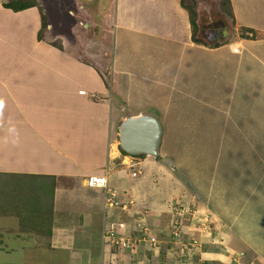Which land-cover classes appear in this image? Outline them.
Wrapping results in <instances>:
<instances>
[{"label": "crops", "instance_id": "crops-1", "mask_svg": "<svg viewBox=\"0 0 264 264\" xmlns=\"http://www.w3.org/2000/svg\"><path fill=\"white\" fill-rule=\"evenodd\" d=\"M228 1L230 20L215 16L202 23L198 13L203 39L220 42L211 47L192 41L188 12L180 0H113L111 54L105 60L109 66L100 74V67L78 62L61 46L43 40L36 46L49 45L45 51L41 50L46 46L39 47L43 57L34 61L25 57L30 43L21 36L31 31L32 23L20 21L18 14L33 8L14 12L0 0V220L14 217L8 223L14 226L2 230L31 248L30 257L46 250L49 256L62 252L67 257L63 264H158L153 257L159 255L158 245L150 253L147 242L119 248L106 237L137 233L138 218L149 227L156 224L162 211L157 187L161 180L155 173L160 172L162 182L174 180L179 185L181 180L170 174L174 165L164 162L160 152L157 158L121 153L115 136L125 115L184 113L185 107L199 101L193 89L202 87L208 90L203 99L213 101L210 111L223 128L214 126V143L254 145L256 137L264 142V39L241 35L243 28L264 31V10L254 8L259 1ZM92 22L98 32L84 27L95 32L97 41L104 27L101 20ZM205 26L213 34L206 33ZM246 35L250 33L243 32ZM182 103L185 107H178ZM156 117L163 137L162 116ZM237 118L242 119L240 127L245 124L244 132L233 129ZM224 119L228 126L221 124ZM160 164H166L169 173ZM101 174L116 193L118 205L104 207L103 191L86 186V177ZM21 181L33 187L20 192ZM38 184L45 193L52 189L50 210L33 200L31 192L38 190ZM196 197L190 201L202 212L201 190ZM171 212L158 225L161 232L154 230L165 243L170 239ZM177 217L181 221L180 213Z\"/></svg>", "mask_w": 264, "mask_h": 264}, {"label": "rangeland", "instance_id": "rangeland-1", "mask_svg": "<svg viewBox=\"0 0 264 264\" xmlns=\"http://www.w3.org/2000/svg\"><path fill=\"white\" fill-rule=\"evenodd\" d=\"M34 1L36 6L32 7L33 9L29 13L18 14L20 21L27 19L32 23L31 31L28 32L27 30L24 36H21V40L27 41L28 39V43H30L24 49L25 57L34 61L43 57L39 52L41 47L46 46L41 50L45 51L49 45L61 46L67 56L76 58L78 62L100 67V69L98 68L100 74L108 68L109 62L105 60H107V54H111L112 32L109 24L112 22L114 13L113 0ZM222 1L195 0L194 4V0H185V4L187 7H195L197 13L201 11L202 23H204V19L214 20L215 16H220L227 21L230 18L226 11L225 14L223 13L225 7L223 8ZM256 1L260 3L254 8L264 10V2L261 0H252L251 3ZM248 6L250 10H254L251 4ZM103 14H108V16L103 17ZM40 15H43L46 24L40 36L41 39H38L36 31L40 28ZM93 18L96 23L101 20V26L104 27L99 35L100 39L98 38L97 41H94L95 32L84 27V25H88L89 28L92 27L93 29ZM106 19H108V26L105 25ZM199 19L198 16L196 19L198 23L200 22ZM216 22H218L217 19ZM94 28L98 32V26L96 25ZM205 30L206 33L213 34L210 31L211 27L205 26ZM21 40L22 47L24 44ZM42 40L49 45H41L40 48H36L39 45L37 42H42ZM101 54H104V57L102 61H98L97 59ZM180 81L182 82L180 84H184V89H187L185 80L181 79ZM196 84L198 86V82ZM193 90H197L199 95L195 97L199 101L188 107H185L184 103L178 105V107L182 105L185 107L184 113L175 112V116H172V112L167 111H164V115L156 113L158 118L162 116L161 121L165 126L159 152L162 158L168 159L174 165V172L171 171L170 174L174 173L177 178L180 176L181 180L178 178L180 180L179 185L174 180L168 183L162 182L160 172L155 173V179L161 180V185L159 184L157 187L159 190L158 202L162 212L160 211V215L157 216L155 227L144 225L140 219V227L145 226L147 228L141 242L144 241L150 245V248H146V250L150 249V253H153V249L158 245L155 249H159H157L159 255L153 256L158 264H225L226 261L227 263L230 261L229 264H264V159L261 158L264 154V142L256 137L257 143L254 145L214 143V140L217 139L214 137V126L218 123L215 122L213 110L210 111L213 101L209 103L211 99H203L208 94L206 88L201 87ZM172 98L176 99V96H172ZM177 104L174 103V107ZM113 108L115 109V107ZM228 112L224 113L226 118H228ZM226 121L224 119L221 124L228 126L229 123ZM235 122L237 124H234L233 129L239 133L244 132L245 124L243 123L241 127L239 125L242 119L237 118ZM236 125L238 126L236 127ZM224 128L228 129L227 127ZM210 129L212 132L209 133L208 130ZM204 136L208 141L204 140ZM115 138L117 140V135ZM160 166L166 173L171 170L166 164H160ZM176 177L175 179H177ZM24 183L21 181L17 185L20 186V192H23V188L29 190L33 187V184L29 182ZM181 183L184 185L182 189L180 188ZM42 187L38 184V190L31 192V195L35 194L33 200L39 202L41 207L46 204V209L50 210L54 200L52 194L50 195L52 189L45 193L46 190ZM186 187L188 188L186 189ZM179 188L181 191L177 192ZM200 190L202 192V212L198 211L193 201H190L196 197V193ZM3 192L1 194L5 200V193L3 195ZM56 193L59 194L58 191ZM21 198H25V195ZM196 198L198 199V197ZM169 210L172 211L171 222L167 225L170 239H168V243H165L154 230L158 229V232H161L158 225H162V218ZM174 210L179 211L181 218V221L178 220L180 226H177L178 237L173 241L177 245L172 242L174 239L172 233L176 232L173 225ZM13 218L6 217L0 220V264H63L65 262L67 257L62 252L56 251L49 256L46 254V250H41L38 255L30 257L31 248H26L27 245L24 247V242L21 240L11 239L2 230L14 220ZM9 226L13 227L14 224ZM133 235L134 233L131 231L130 236ZM152 238L155 245L150 242ZM191 238L196 241L193 245L186 243L187 239Z\"/></svg>", "mask_w": 264, "mask_h": 264}, {"label": "water", "instance_id": "water-1", "mask_svg": "<svg viewBox=\"0 0 264 264\" xmlns=\"http://www.w3.org/2000/svg\"><path fill=\"white\" fill-rule=\"evenodd\" d=\"M162 126L150 113H135L123 116L117 125V141L121 151L130 156H159ZM170 167L172 163L163 159Z\"/></svg>", "mask_w": 264, "mask_h": 264}, {"label": "trees", "instance_id": "trees-1", "mask_svg": "<svg viewBox=\"0 0 264 264\" xmlns=\"http://www.w3.org/2000/svg\"><path fill=\"white\" fill-rule=\"evenodd\" d=\"M221 3H222L223 8L225 7L224 8L225 10L224 11L222 10L223 13L225 14V11H226V13L228 14V17L229 18L232 17L231 12H230L229 1L223 0ZM194 4H195V0H194ZM180 5L184 9H186V11L188 12L189 22H190L191 32H192L191 33L192 41H194L196 43H200V44L205 45V46H211V47L217 46L220 43L219 41L211 43V42H206L203 39L202 34H201L200 24L196 20V19H198V13L196 11V8L195 7L194 8L187 7L185 4V0H180ZM35 6H36V3L34 0H14L12 2L7 0L6 2L3 3L4 8L10 9L14 12L25 10V9L32 8ZM194 6H196V5H194ZM45 24L46 23H45V19H44L43 15H40V28L37 32L38 39H41L40 36H41V34L45 28ZM241 31L250 33V36L249 35L243 36V33L241 32L242 37H248L251 39H264V31H259V30H255V29H247V28H243V29H241ZM121 153L125 155V153L123 151H121ZM141 156H143V155H141ZM1 208H2V205L0 204V210H1Z\"/></svg>", "mask_w": 264, "mask_h": 264}, {"label": "built area", "instance_id": "built-area-1", "mask_svg": "<svg viewBox=\"0 0 264 264\" xmlns=\"http://www.w3.org/2000/svg\"><path fill=\"white\" fill-rule=\"evenodd\" d=\"M85 184L87 187H95V188H99L103 191V205H104V207H113V206H116L119 204L116 193L108 187L106 176L104 174L90 175V176L86 177ZM122 205L125 208V204H122ZM178 213H179L178 210H174L173 225H174V229L176 230V232H174V234L172 233L174 239H176L178 237V235H177L178 227L177 226L178 225L180 226V224H179L180 222L178 221V217H177ZM140 219L141 218H138L137 223H136V227H138L137 233H135L132 237L127 236V238H123L120 236H114L113 233H110L109 235L106 236L110 240V244L117 245L119 248H127V247H132L135 244H137L139 241L143 240L142 236L146 234L147 228L145 226L140 227V225H139ZM139 231H141V232L139 233ZM150 242L153 243L152 245H155V241L153 238L151 239ZM195 242L196 241L193 238H191L189 240L187 239L186 243L189 245H193Z\"/></svg>", "mask_w": 264, "mask_h": 264}, {"label": "bare ground", "instance_id": "bare-ground-1", "mask_svg": "<svg viewBox=\"0 0 264 264\" xmlns=\"http://www.w3.org/2000/svg\"><path fill=\"white\" fill-rule=\"evenodd\" d=\"M57 28V27H56Z\"/></svg>", "mask_w": 264, "mask_h": 264}]
</instances>
